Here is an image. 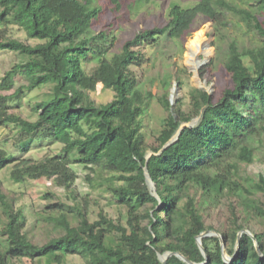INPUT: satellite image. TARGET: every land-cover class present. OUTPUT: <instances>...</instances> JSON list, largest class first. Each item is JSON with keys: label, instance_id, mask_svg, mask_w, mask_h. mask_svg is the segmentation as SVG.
I'll use <instances>...</instances> for the list:
<instances>
[{"label": "trees", "instance_id": "trees-1", "mask_svg": "<svg viewBox=\"0 0 264 264\" xmlns=\"http://www.w3.org/2000/svg\"><path fill=\"white\" fill-rule=\"evenodd\" d=\"M108 1L120 9L122 0ZM253 1L264 11V0ZM252 6L235 0H199L189 8L174 4L165 25L136 33L120 53L108 58L107 47L100 42L107 35L93 32L103 11L98 0H0V50L20 58L0 80V127L15 126L28 141L62 145L60 154L41 160H18L0 149V175L10 168L15 183L53 180L74 201L47 206L44 219L62 234L39 245L29 237L27 216L1 195L7 217L1 233L7 244L0 249V264L23 260L34 264L45 258L64 264L70 256H81L87 264H164L159 256L167 252L181 253L196 264H264V232L254 233L263 257L247 234L235 254L238 234L249 226L244 221L255 216L264 223V201L247 193L241 173L243 164L255 162L256 145L264 144V43L244 48L236 41L229 43L224 70L232 86L216 103L207 92L193 89L189 112L181 105L173 107L165 80L160 101L168 117L152 146L143 132L148 97L139 91L132 70L144 63L145 46L163 37L186 39L201 16L220 32L232 15L264 39V23ZM14 28L27 40L17 38ZM93 60L96 66H91ZM17 79L25 84L8 94ZM45 86L51 93L36 104L35 121L11 113L9 103L23 91ZM100 88L111 90L113 100L97 104L90 94ZM195 117H200L199 123L184 128L179 139L161 152ZM149 150L152 156L147 161ZM146 164L158 197L147 184ZM76 166L90 172L85 178L94 190L109 194V204L120 210L117 219L104 212L93 219L86 205L76 203L78 196L71 191L79 178ZM256 189L264 194V175ZM192 190L200 191L201 197L197 199ZM44 198L56 195L47 192ZM226 200H234L231 226L217 230L234 260L225 262L218 237L202 239L206 260L197 243L211 229L204 213ZM166 264L188 263L173 255Z\"/></svg>", "mask_w": 264, "mask_h": 264}, {"label": "rangeland", "instance_id": "rangeland-1", "mask_svg": "<svg viewBox=\"0 0 264 264\" xmlns=\"http://www.w3.org/2000/svg\"><path fill=\"white\" fill-rule=\"evenodd\" d=\"M235 1L248 8L255 5L254 11L259 16L260 21L264 23V11H259L256 2L253 0ZM198 2L199 0H150L147 3H140L138 0H122L120 9H116L108 0H98V4L103 8V11L99 22L96 23V30L93 32L95 34L105 32L107 37L100 39V42L107 47L104 55L112 58V56L122 51L124 43L131 40L136 33L165 25L168 22L172 5L177 4L189 8ZM13 32L17 38L23 41L27 40L23 31L14 28ZM231 41H236L241 48L255 47L264 43V39L256 30L249 29L232 15H229L228 26L223 27L220 32L216 30L213 22L201 16L196 21L193 32L186 39L176 41L163 37L160 38L158 43L145 46L142 49L145 58L144 63L132 66V70L138 79L139 91L148 97L146 113L143 118V132L146 135L147 143L151 146L157 144V138L163 128L165 119L168 117V112L160 101L165 91L163 83L165 80L169 84L171 105L173 107L181 105L187 112L191 108L189 94L193 89L207 92L213 102L216 103L222 98L224 90L232 86V80L224 70L227 48ZM29 42L35 43V41ZM197 42L201 44L203 49L197 57L191 58L192 47ZM19 61L20 58L16 54L0 50V80ZM245 62L249 64L248 59H245ZM193 63H198L199 66L195 67ZM96 65V60H93L91 66ZM24 84V81L17 79L16 87L7 93H15ZM50 93L51 88L49 86L29 92L23 91L18 98L9 103L11 113L35 121L38 118L34 110L36 104L45 100ZM90 95L97 104L102 105L112 101L114 93L111 90L100 88ZM199 121L200 117H195L184 125L195 126ZM256 147L255 162L249 165L243 164L241 173L244 176L243 184L247 193H253L251 195L253 199L264 201V194L256 189V183L259 182L260 176L264 175V144H257ZM61 148V144L48 140L28 141V139L21 137L18 128L15 126L0 127V149L10 151L18 160H41L48 156L60 154ZM147 155H152V151L149 150ZM75 168L79 178L71 191L78 196L76 203L86 205L93 219H96L100 212L117 219L120 210L116 204H109V194L102 195L100 190H94L91 187L85 178L90 173L89 171L79 166ZM10 173L11 169L8 168L0 175V196H4L6 203L11 204L15 210H20L27 216L29 220L27 231L30 239L34 243L42 245L61 235L62 230L57 228L54 223L45 220L44 217L46 208L50 203H74L72 199H69L66 189L58 187L53 180L45 178L25 183H15L12 181ZM151 191L155 197H158L154 185L151 187ZM47 192L56 195V199L44 198ZM191 194L197 199L201 197L200 191L192 190ZM233 201L226 200L218 208H211L204 213L205 222L207 226L211 227L208 231L219 233L218 228L231 226V204ZM235 204L237 205V203ZM6 221L4 207L0 202V249H4L7 244L6 237L1 233ZM244 222L249 226H246L243 230L248 231L250 234L264 232V223L255 216ZM227 256L233 258L228 252ZM14 263L31 264L28 260L15 261ZM34 264L56 263L45 258L36 261ZM64 264L87 263L81 256H70Z\"/></svg>", "mask_w": 264, "mask_h": 264}, {"label": "water", "instance_id": "water-1", "mask_svg": "<svg viewBox=\"0 0 264 264\" xmlns=\"http://www.w3.org/2000/svg\"><path fill=\"white\" fill-rule=\"evenodd\" d=\"M186 127H193V126H191V125L186 126V125L183 124V125L181 126V128L179 129V131L176 133V135L170 140V142H168V143L163 147V149L161 150V152H162L163 150H165L167 147H169L170 145H172L174 142H176V141L179 139V136H180V134H181V131H182L184 128H186ZM151 156H152V155H150V156L147 155V157H146V158H147V161L150 159ZM144 172H145V176H146L147 184H148V186H149V189L151 190V187H153V185L155 186V184H154V182L152 181V179H151V177H150V175H149V173H148V170H147V164H146V166L144 167ZM243 234H247V235H249V236L254 240V242H255V246H256V248H257L258 253L261 255V257H263L256 236L250 234L248 231H245V230L240 231L239 234H238V240H237V251H236V252H238V250H239V247H240V239H241V237H242ZM210 236H217V237H219V239L221 240V244H222V253H223V258H224L225 262H227V263L232 262V261L234 260V258H230V257L227 256L225 242H224V240L222 239L221 235H220L219 233L215 232V231H206V232L202 233V234L197 238V243H198L199 247L201 248V250L203 251V254H204L206 260L208 259V256H207V253H206V251H205V249H204V247H203V245H202V239H203V238H206V237H210ZM236 254H237V253H236ZM173 255H176L177 257H179L180 259H182L184 262H186V263H188V264H196V263L191 262L187 257H185V256H184L183 254H181V253L167 252V253H165L164 255H160L159 258H160V260H161L164 264H166L167 259H169V258H170L171 256H173ZM206 262H207V261H206ZM206 262L203 263V264H206Z\"/></svg>", "mask_w": 264, "mask_h": 264}, {"label": "bare ground", "instance_id": "bare-ground-1", "mask_svg": "<svg viewBox=\"0 0 264 264\" xmlns=\"http://www.w3.org/2000/svg\"><path fill=\"white\" fill-rule=\"evenodd\" d=\"M192 55H191V58L193 57H197V55L202 51V47H201V44L199 42L195 43L192 47ZM195 65V67L199 66L198 63H193Z\"/></svg>", "mask_w": 264, "mask_h": 264}]
</instances>
